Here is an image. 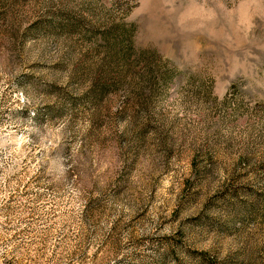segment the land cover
I'll return each mask as SVG.
<instances>
[{"label": "rangeland", "instance_id": "1", "mask_svg": "<svg viewBox=\"0 0 264 264\" xmlns=\"http://www.w3.org/2000/svg\"><path fill=\"white\" fill-rule=\"evenodd\" d=\"M0 264H264V0H0Z\"/></svg>", "mask_w": 264, "mask_h": 264}]
</instances>
